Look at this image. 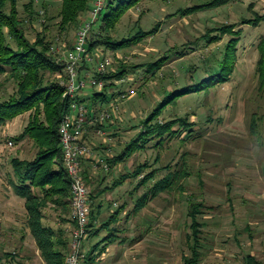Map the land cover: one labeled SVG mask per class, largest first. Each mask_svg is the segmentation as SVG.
I'll return each instance as SVG.
<instances>
[{"label": "rangeland", "instance_id": "obj_1", "mask_svg": "<svg viewBox=\"0 0 264 264\" xmlns=\"http://www.w3.org/2000/svg\"><path fill=\"white\" fill-rule=\"evenodd\" d=\"M29 1L18 0L26 38L34 41L38 34L43 35L53 48L52 58L63 64L78 25L59 33L55 20L48 21L44 4L49 14L56 16L61 1L32 0L36 11L33 18L25 7ZM207 1L210 0H142L122 17L112 36L117 40L126 38L139 29L150 31L155 25H158L157 31L118 51L98 50L112 62L104 74L114 72L121 65H127L129 72L122 80L113 81L115 87L109 88L108 94L115 95L101 111L97 104L88 108L97 114L110 112L113 104L119 105L117 118L109 119L103 126L106 129L113 126L112 132L129 127L127 143L137 135L139 123L161 102L164 94L168 96L173 89L202 79L223 59L230 35L208 44L207 32L232 24H236L235 31L240 30L237 61L230 79L208 90L180 97L159 117L162 121L187 117L193 123L191 132L166 140L160 150L150 147L135 153L121 165L127 173L146 159L153 167L169 165L170 170L184 162L188 175L180 185L182 188L162 193L148 203L149 209L144 214L153 216V235L137 247V252L114 253L99 260L100 252L96 264H112L121 259L127 264H182L183 257L190 255L192 244L188 240L191 202L202 203L199 221L204 226L199 264H249V256L264 264V90H260L256 70L258 47L264 38V0H232L219 8L202 9L189 15L177 12ZM256 14L263 18L257 26L242 23L244 18L253 19ZM176 51L185 55L174 54ZM166 57L167 61L155 76L146 73L143 64ZM131 66L135 69H130ZM16 88V82L8 74L0 73V102L14 94ZM93 91L85 89L90 95ZM29 116L30 112H25L0 127V197L8 200L4 217L0 218V256L9 255L2 257L0 264L36 261H33L34 240L26 232L29 230L27 217L23 216L12 187L17 179L12 160H31L36 153L32 140H15L27 126ZM252 116L257 120L258 135L250 129ZM122 149L119 145L114 152L121 153ZM158 153L160 160L155 164ZM166 173L161 169L156 179ZM137 181L131 180L134 188ZM44 215L45 225L53 217V228L64 230L54 221L58 218L65 224L67 214L53 206V212L48 210Z\"/></svg>", "mask_w": 264, "mask_h": 264}, {"label": "trees", "instance_id": "obj_2", "mask_svg": "<svg viewBox=\"0 0 264 264\" xmlns=\"http://www.w3.org/2000/svg\"><path fill=\"white\" fill-rule=\"evenodd\" d=\"M60 8L56 16L50 15L48 7L46 9L48 21L55 20V28L59 33L72 30L89 15L92 0H60ZM142 0H106L103 11L97 22L90 31L87 40V51L89 55L95 57L100 54L98 50L118 51L138 43L149 34L157 31L158 25L150 31L139 29L134 35L115 39L114 33L122 17L133 7L137 6ZM232 0H210L202 4L194 5L177 12L181 15H189L202 9L219 8L230 3ZM29 10L31 17L36 14L33 9V1L30 0L25 6ZM262 16L256 14L253 19H243L242 23L257 26ZM77 27V29H78ZM236 24L222 26L211 29L207 32V43L217 42L221 36L230 35L225 49V56L217 63V67L210 69L208 74L194 83L185 85L181 89H173L169 95H163L161 102L150 111L149 114L139 123V131L134 138H131L123 147L121 153L107 160L108 166L124 162L131 155L139 152H145L152 147L160 150L165 141L180 137L183 133H190L193 123L187 117L172 118L169 120H159L164 109L169 105H175L182 96L193 91L208 90L218 83L226 82L232 75L237 61V45L240 41V30L235 31ZM219 31L213 36V32ZM74 42V40H73ZM50 43L45 37L38 34L34 41L26 38L22 29V23L19 16L18 0H0V73L8 74L17 85L16 91L7 100L0 102V127L9 120L14 119L20 114L30 112L29 121L23 132L15 138L19 141L25 138L32 140L36 153L32 160L13 159L12 164L16 174V181L12 182L14 193L25 200L27 213V227L35 246L39 251L42 262L29 264H65V257L69 248L70 236H66L65 230L55 229L45 226L42 223L43 209L52 203L53 206L64 215L71 214L70 205V180L62 162V148L59 138V125L68 112L72 100L65 95L66 92V74L63 64L55 62L50 54ZM72 45L67 49H72ZM259 58L256 64V70L259 78L260 90H264V38L259 45ZM174 54L185 55L182 51H176ZM102 56V55H101ZM180 56V57H181ZM104 57V56H102ZM155 60L143 64L145 71L153 76L167 61ZM95 61L85 63L83 69L89 70L96 65ZM130 69H135L131 66ZM127 65H121L114 72L104 75L96 74L94 77L103 82L101 90L93 89L90 98L92 105H96L100 111L104 104H108L115 94H108L109 88H114V80L120 81L126 77L129 72ZM216 72V73H213ZM53 76L51 79L48 76ZM83 75V74H82ZM119 95L121 92H117ZM78 99V98H75ZM79 101V99H78ZM80 102V101H79ZM88 108V107H87ZM89 109V108H88ZM98 111V110H97ZM101 113V112H100ZM89 109L88 117H98ZM100 126L105 123H100ZM177 127V128H176ZM258 124L255 116H252L250 129L253 134L258 135ZM151 142H154L152 145ZM154 163L160 160L159 153L156 155ZM186 163L174 170L170 166L153 167L147 159L130 172L120 176L119 181L126 178L130 180L137 179L136 190L141 192L136 201V212H140L144 207L162 193L176 190L184 178L188 175ZM161 169L167 173L163 177L156 179ZM83 178L86 181V174L82 171ZM35 189L37 191H35ZM134 189V190H135ZM188 216L191 219V235L189 241L190 255L183 257L182 264H199L202 250V228L204 223L199 221L202 215V203L191 202ZM92 215L90 211L89 216ZM68 221H72L69 217ZM110 238V237H108ZM99 252L88 251L82 264H96ZM101 254V253H100ZM9 255L0 256L6 258ZM249 264H260L252 257H248Z\"/></svg>", "mask_w": 264, "mask_h": 264}, {"label": "crops", "instance_id": "obj_3", "mask_svg": "<svg viewBox=\"0 0 264 264\" xmlns=\"http://www.w3.org/2000/svg\"><path fill=\"white\" fill-rule=\"evenodd\" d=\"M90 96L89 93L80 94L78 99L81 105L90 106L92 104ZM112 127L106 129L104 126H99L95 116L87 117L83 133V140L92 151V155L82 161V171L87 175L85 182L90 192V211H92V215L89 216L88 235L83 243V248L85 253L91 250L97 253L102 250L99 260L114 253L137 252V247L153 235V216L144 214L145 209H149L148 206L143 208L140 213L136 212V201L139 193L135 189L136 186L134 188V183L129 178L119 181L120 176L125 173L121 166L125 161H118L108 167L104 166L108 159L116 156L115 147L125 146L126 137L130 134L129 127L126 129L118 128L119 130L113 132L112 130L115 129ZM102 131L106 132V135L102 134ZM35 191L37 190L35 189ZM16 197L23 216L27 217L25 200L19 196ZM7 203L8 200L1 196L0 218L4 217V208ZM48 210L53 212L52 203L43 209L42 223L44 225L46 221L44 213ZM69 217L70 215L67 216L65 224L60 219L55 218L54 224L62 226L67 233L72 226V223L68 221ZM47 222L49 224L45 226L53 228V217L47 219ZM21 226L23 227V225ZM26 232L30 234L29 230ZM32 243L35 245L34 241ZM33 255V261H36L30 263L42 262L37 248ZM112 264L127 263L121 259L115 260V263Z\"/></svg>", "mask_w": 264, "mask_h": 264}, {"label": "built area", "instance_id": "obj_4", "mask_svg": "<svg viewBox=\"0 0 264 264\" xmlns=\"http://www.w3.org/2000/svg\"><path fill=\"white\" fill-rule=\"evenodd\" d=\"M106 0H92L89 15L82 21L75 32L73 48L67 49L64 55V72L66 74V92L72 104L64 115L59 125V138L62 148V162L70 180V205L71 223L68 229L70 240L65 264H82L85 257L83 243L88 235V223L90 214V192L82 174V161L92 155L91 148L84 142V126L89 115V109L78 101L80 94H85V89L101 90L103 82L97 80L94 75H103L112 65L111 60L101 54L95 57L87 51V40L92 27L97 22ZM94 68L83 69L85 63L95 61ZM83 74V75H82ZM125 98V96H121ZM110 112H101L97 121L105 123L109 119L117 118L119 105H111ZM102 162V161H101ZM105 167L108 164L105 163Z\"/></svg>", "mask_w": 264, "mask_h": 264}]
</instances>
